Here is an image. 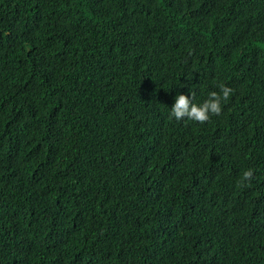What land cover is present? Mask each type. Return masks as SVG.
I'll list each match as a JSON object with an SVG mask.
<instances>
[{"label": "trees", "instance_id": "16d2710c", "mask_svg": "<svg viewBox=\"0 0 264 264\" xmlns=\"http://www.w3.org/2000/svg\"><path fill=\"white\" fill-rule=\"evenodd\" d=\"M0 264H264V0H0Z\"/></svg>", "mask_w": 264, "mask_h": 264}, {"label": "clouds", "instance_id": "9594fccd", "mask_svg": "<svg viewBox=\"0 0 264 264\" xmlns=\"http://www.w3.org/2000/svg\"><path fill=\"white\" fill-rule=\"evenodd\" d=\"M218 87L219 92H210L208 98L200 104L193 102L196 96L194 91L191 93V98L188 95L179 94L175 98L174 105L171 107L169 118H175L177 121L187 118L188 120L203 124L208 122L211 116H219L222 113V104L228 101L234 90L224 84H220ZM253 175V169L245 170L238 182V186L243 185L246 181L250 182Z\"/></svg>", "mask_w": 264, "mask_h": 264}]
</instances>
